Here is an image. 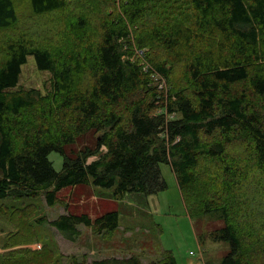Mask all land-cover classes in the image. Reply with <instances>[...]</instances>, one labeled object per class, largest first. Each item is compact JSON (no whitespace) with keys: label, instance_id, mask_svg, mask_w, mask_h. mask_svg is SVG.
Here are the masks:
<instances>
[{"label":"trees","instance_id":"16d2710c","mask_svg":"<svg viewBox=\"0 0 264 264\" xmlns=\"http://www.w3.org/2000/svg\"><path fill=\"white\" fill-rule=\"evenodd\" d=\"M26 1L51 26L42 37L11 34L17 6L0 0V199L43 195L53 206L80 183L151 194L167 187L165 163L192 213L222 220L214 239L230 250L221 264H264V0ZM30 55L50 73L45 93L19 87ZM151 73L170 89L152 85ZM89 134L93 144L81 143ZM16 210L25 222L30 210ZM49 223L72 238L79 224L115 230L119 212ZM18 249L0 264H26ZM75 264L176 261L166 252Z\"/></svg>","mask_w":264,"mask_h":264},{"label":"rangeland","instance_id":"374dc122","mask_svg":"<svg viewBox=\"0 0 264 264\" xmlns=\"http://www.w3.org/2000/svg\"><path fill=\"white\" fill-rule=\"evenodd\" d=\"M15 3L19 20L11 34L24 29L40 37L42 32L49 33L51 22L45 16L35 15L26 0H15ZM4 35L0 32V36ZM148 64L145 62L144 68ZM150 79L158 90L170 89L166 78L160 79L151 73ZM18 84L22 88H39L45 93L50 89V73L39 70L30 55L22 65ZM93 142L91 134L81 140L91 145ZM49 158L54 168L60 170L62 156L52 151ZM160 167L167 187L151 194L130 191L116 197L114 187L80 183L63 188L58 193L61 200L53 206L46 204L43 195L0 199V263L7 254L12 258L18 248H27L15 254L24 256L26 264H75V261L130 255L150 262L161 259L166 252L174 256L176 264H221L230 245L214 239L215 230L223 224L218 213L194 215L170 165L163 163ZM16 209L30 210L25 222ZM112 210L119 212V226L110 232L98 233L91 226L79 224V234L68 238L49 223L67 212L87 213L96 218ZM42 218L45 221H39Z\"/></svg>","mask_w":264,"mask_h":264},{"label":"built area","instance_id":"2783aa9c","mask_svg":"<svg viewBox=\"0 0 264 264\" xmlns=\"http://www.w3.org/2000/svg\"><path fill=\"white\" fill-rule=\"evenodd\" d=\"M145 62L148 63L147 61H144V60H143L142 63H141L142 66H143V68H144ZM148 68H149V64H148V67H147V68H144V69L147 70ZM153 74H155V73H153ZM158 77H159V76H158Z\"/></svg>","mask_w":264,"mask_h":264}]
</instances>
